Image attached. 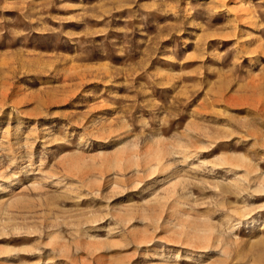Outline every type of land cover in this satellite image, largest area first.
<instances>
[{"label": "rangeland", "instance_id": "374dc122", "mask_svg": "<svg viewBox=\"0 0 264 264\" xmlns=\"http://www.w3.org/2000/svg\"><path fill=\"white\" fill-rule=\"evenodd\" d=\"M0 264H264V0H0Z\"/></svg>", "mask_w": 264, "mask_h": 264}, {"label": "bare ground", "instance_id": "6f19581e", "mask_svg": "<svg viewBox=\"0 0 264 264\" xmlns=\"http://www.w3.org/2000/svg\"><path fill=\"white\" fill-rule=\"evenodd\" d=\"M170 151H171L170 149L165 148V149L159 150V153L153 151V152L149 153L146 157L150 158V159L153 158L156 161L157 166L162 167L165 165L164 162L162 161V154L163 153H170L171 154ZM145 160H144V166L148 167L147 164L149 163V161L147 162ZM177 206L178 205H176V207L174 209L175 212L178 210ZM197 231L192 232L190 230H187L186 235L188 236V238H192L193 240H197L198 238H201L199 231L198 232Z\"/></svg>", "mask_w": 264, "mask_h": 264}]
</instances>
